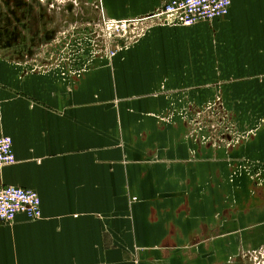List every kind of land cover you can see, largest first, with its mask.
I'll use <instances>...</instances> for the list:
<instances>
[{
    "label": "crops",
    "instance_id": "1",
    "mask_svg": "<svg viewBox=\"0 0 264 264\" xmlns=\"http://www.w3.org/2000/svg\"><path fill=\"white\" fill-rule=\"evenodd\" d=\"M166 1L0 0L22 6L0 14V137L17 160L0 187L42 202L39 220L0 221V264H264V186L229 178L264 160V0L191 27L148 21ZM104 20H145V33L63 78L38 36ZM9 24L26 46H5ZM218 97L194 141L193 103ZM222 115L260 130L226 146L224 130H238Z\"/></svg>",
    "mask_w": 264,
    "mask_h": 264
},
{
    "label": "built area",
    "instance_id": "2",
    "mask_svg": "<svg viewBox=\"0 0 264 264\" xmlns=\"http://www.w3.org/2000/svg\"><path fill=\"white\" fill-rule=\"evenodd\" d=\"M68 2L70 0H55ZM234 0H168L158 12L147 20H156L165 26L182 25L191 27L199 23L212 22L226 17ZM145 20H104L100 25L89 24L87 28L73 27L60 35L64 42L55 49L57 58L48 59L56 67L64 68L63 78L79 77L83 73L73 66L83 62L87 66L96 60L113 59L122 51L131 48L144 35L142 24ZM88 32L87 36H82ZM69 37V38H68ZM57 42V45L59 44ZM52 53V52H51ZM64 57V58H63ZM79 68V66H78ZM221 97L209 101L201 115H214L222 105ZM176 110L171 109L167 121L175 118ZM184 117V116H182ZM14 142L9 136L0 137V170L16 164ZM25 215L30 220L42 218V202L39 195L31 190L13 186L0 187V221L13 222L17 216Z\"/></svg>",
    "mask_w": 264,
    "mask_h": 264
},
{
    "label": "rangeland",
    "instance_id": "3",
    "mask_svg": "<svg viewBox=\"0 0 264 264\" xmlns=\"http://www.w3.org/2000/svg\"><path fill=\"white\" fill-rule=\"evenodd\" d=\"M2 4H0V6H1V8H0V14H2V17L3 16H5V17L6 16L11 17L12 11L13 10H16V8H18L19 10H21V8H20L21 6L20 7H17L18 3L15 4V5H12V3H9L7 5L5 2H3ZM16 11H18V10H16ZM0 23H1L0 26H3L4 25L3 24V21H1ZM72 28L73 27L66 28L67 30H65V31L68 33L69 31L72 30ZM7 31H8V33H11L10 30H7ZM87 35H88V32L82 34V36H87ZM61 39H62L61 35H58L57 36V39H56V42L57 41L58 42L61 41ZM54 51H55V49H52L49 53L54 52ZM222 101H223V99H222ZM193 110L196 111V113L195 114H192L190 116V117H192V123H193V129H192L191 133H192V136L193 137L195 135V136H198V139H199V140H197V139H193V140L194 141H197V142L198 141H201V143H203L202 142V138H200V134L202 132L200 131L199 126H196L195 125V124H200V121H201V117H202V115H201V105H199L197 103H193ZM207 117H209L211 119V117H213V115H210L209 114ZM217 117H218V115H217ZM188 118L189 117L187 116V119ZM222 118H224L222 128H226V127H231L232 128V126L236 124V128L238 130V131H235V132H232V131H228L227 132L226 130H224V132L222 133V135L225 138L226 146H228V143L227 142L229 140H232V139H235L234 147L240 146V144L247 143L252 138H254L257 135V133L259 132L258 130H260V129H258V130L253 129V131H250V130H240L239 129V125H237L238 122L235 121L234 116H232V115H228V116L227 115H222ZM229 118L230 119L232 118L234 120V122H230V121L228 122L227 119H229ZM257 122H258L259 126H263V124H264V117L263 118H260L259 120H257ZM194 138H197V137H194ZM250 162H249L250 163L249 164L250 165V168L249 169H247L248 166H249L248 165V162H245V165H243L241 163V165H237L236 167L235 166L232 167V166H229L228 165L229 168H230V172H231V174L229 176L230 181L233 182L235 180V178H237V177L238 178H244V177L249 178L247 176V175H249L250 176V179L249 180L254 185H256V186H259V185L260 186H264V160L259 159V158H252V160H250ZM230 165H232V161L230 162ZM246 171H249V173H247ZM259 251H264V248L261 249V250H259Z\"/></svg>",
    "mask_w": 264,
    "mask_h": 264
},
{
    "label": "flooded vegetation",
    "instance_id": "4",
    "mask_svg": "<svg viewBox=\"0 0 264 264\" xmlns=\"http://www.w3.org/2000/svg\"><path fill=\"white\" fill-rule=\"evenodd\" d=\"M10 2L7 3V5L9 4ZM21 5L18 3L17 7H20ZM22 7V6H21ZM20 7V8H21ZM8 24V22H7ZM11 27V24L8 25L4 31H2L5 35H6V45L5 46H9L10 44V41H14L15 42L19 41V45L20 46H26L27 44V41H26V38L25 37H21V35H17V34H9L7 30H9V28ZM12 33V32H11ZM58 31H56L55 29H51L49 31H46L44 33L43 36H38V44L41 43L42 45V42H43V45L45 47H53V49H58V47H62L63 43L64 42H59V44L57 45V42H56V39H57V35H58ZM60 35V34H59ZM69 38V37H68ZM51 51V50H50ZM56 51V50H55ZM46 58L47 59H53V58H57V53L56 52H52V53H49L46 55ZM64 58V57H63Z\"/></svg>",
    "mask_w": 264,
    "mask_h": 264
}]
</instances>
